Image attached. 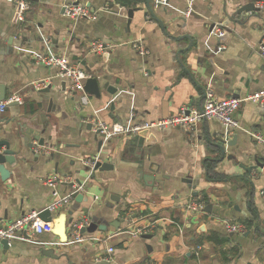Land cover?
<instances>
[{"label":"crops","instance_id":"0c3cea01","mask_svg":"<svg viewBox=\"0 0 264 264\" xmlns=\"http://www.w3.org/2000/svg\"><path fill=\"white\" fill-rule=\"evenodd\" d=\"M72 1L92 8L96 19L66 16L63 5ZM150 1L161 22L144 15V0L131 7L118 0H30L20 24L16 8L0 0V95L22 98L0 111V152L10 147L16 158L5 165L10 177L0 179V225L42 211L57 193L77 189V180L89 201L74 199L52 213V221L72 211L68 218L88 216L108 225L107 232L87 233L90 240L81 245L53 232L13 239L8 249L0 244V264H264V168L247 171L257 161L264 164V107L244 102L239 108L241 128L229 134L231 140L237 135L236 144L226 146L215 168L227 180L211 181L205 169L206 159L215 157L213 134L229 130L219 121H204L192 133L172 127L110 140L95 139L88 129L92 119L133 127L169 118L183 105L201 109L208 87L218 98L264 90V12L237 24L224 11L232 14L249 0ZM130 8L136 10L128 22ZM10 37L22 46L11 45ZM95 41L106 43V51L90 52ZM49 54L96 77L101 97L88 94L89 105L82 107L57 68L36 62ZM43 79L51 83L36 90L33 83ZM35 131L45 146H37ZM96 157L113 169L90 175L85 161ZM53 176L62 179L55 187L46 184ZM204 196L211 213L188 210L193 198ZM252 209L258 217L248 236L226 232L222 219L243 222ZM127 213L154 224L149 239L122 232ZM102 237L107 241L95 239ZM198 245L199 262L193 253ZM109 247L115 248L112 262L98 263ZM45 249H54L55 257Z\"/></svg>","mask_w":264,"mask_h":264},{"label":"built area","instance_id":"2783aa9c","mask_svg":"<svg viewBox=\"0 0 264 264\" xmlns=\"http://www.w3.org/2000/svg\"><path fill=\"white\" fill-rule=\"evenodd\" d=\"M8 3L12 4L17 11V21L22 24L25 22L26 14L30 9V0H6ZM163 1V0H156ZM255 6L264 12V0L256 2ZM64 14L72 19H85L94 20L97 15L96 12L85 5H81L74 1L63 5ZM107 46L100 42L95 41L91 44L90 52L92 53H102L106 51ZM261 53L264 56V42L260 45ZM139 51L142 55L146 54V51L139 47ZM38 64H43L49 67H55L58 69L57 77L60 78L65 84L66 89L70 95L78 94L79 103L82 107L89 105V96L85 92L84 86L85 82L91 76L83 69L71 65L66 59L60 56L49 54L44 57H40L36 61ZM51 83L50 79H43L40 81H35L33 86L36 90L48 87ZM22 103V98L19 95H12L7 99L1 101L0 111H4L8 105L11 103ZM251 102L264 107V90L259 93H254L246 98H218L215 95L214 90L208 87L205 91V97L203 106L198 109L194 105H183L180 110L173 116L152 122H145L133 127H127L119 123L107 124L98 119H92L90 123L93 125V131H100V136L104 140H110L116 136L124 134H140L144 130L152 131H162L172 127H180L188 133L196 131L199 124L204 121L216 120L226 126L231 132L241 128L239 120L237 118V112L241 107L242 103ZM258 141H262L260 135L255 136ZM41 151L46 152V149ZM99 162V158L89 159L85 161L89 168V173L92 175L95 164ZM62 179L58 177H51L46 180V184L52 187L58 185ZM84 187L83 183L78 185L77 189H73L71 193L67 195H57L55 201L47 207L51 213L58 212L64 207H68L73 201L75 192L83 193ZM55 194V193H54ZM207 203L202 199V197L193 198L187 204L189 211L193 213H206L205 207ZM40 212L27 213L20 218L3 222L0 225V239H8L9 241L13 239H35L43 234L52 233L54 223L53 221L47 222L39 217ZM125 220V228L122 232L128 234L132 239L140 238L143 235L149 234L153 228L154 224H143L142 220L137 221L131 213L124 214L122 216ZM141 221V222H140ZM140 222V223H139ZM92 223L91 218L88 216H80L72 218L71 222L67 225V240L66 242L71 245H81L86 241L90 240L86 231ZM222 225L229 234L233 235H244L248 232L247 226L239 221L222 219ZM98 242H106L108 238H95ZM202 246L198 245L194 248L193 253L196 261L201 259ZM115 253L114 247H109L106 250V254L97 259L98 263L107 262L110 263L113 260V255Z\"/></svg>","mask_w":264,"mask_h":264},{"label":"water","instance_id":"95a60500","mask_svg":"<svg viewBox=\"0 0 264 264\" xmlns=\"http://www.w3.org/2000/svg\"><path fill=\"white\" fill-rule=\"evenodd\" d=\"M145 1V5H146V11L144 13L145 16L150 15L151 19L160 21L158 19V17L156 16L154 9L151 5V1L150 0H144ZM260 0H249L247 3L240 5L238 7V9H236L232 14L227 13L226 11V7L224 9L225 13H226V17L234 22L239 24L240 23V19L241 21H247L248 19H251L252 17H256L258 16V14L260 12H262L259 8H257L255 6L256 2H258ZM136 9H128L127 14H128V18L129 21H131L133 15H134V11ZM161 22V21H160ZM226 24H220L218 25L220 30L225 31L222 27H224ZM9 43L11 45H13L14 47L20 48L23 44L22 40H18L14 37H10L9 39ZM105 47L107 46V44H104ZM66 87V84H65ZM85 92L87 94L90 95H94L96 98H100L101 97V90L99 87V81L96 77H90L86 80L85 82V86H84ZM46 92L49 91V88L45 90ZM2 92V91H0ZM5 99V93H3L2 95H0V101H3ZM88 129L93 130V125L92 123H88ZM95 133V139H98V136H100V131H96ZM231 133L230 130H228L226 133L223 134L222 137L218 136L217 133L213 134V138L215 139L216 143L214 144L220 154H221V159H223L226 155V146H232L234 144H236V140H237V135H235L233 137V139H229V134ZM33 134V133H32ZM149 134L148 130H144L142 132H140L141 136H147ZM41 135V131H35L33 134V137L35 138V140L38 141L37 146L43 147L45 146V139L40 137ZM5 145L4 143H0V146ZM99 145H102V140L99 141ZM26 146H28L29 148H34V145H32L31 143H29V145L27 144ZM16 161L15 158V151L11 150L10 147L4 149L2 152H0V179L2 182H5L9 177H10V171L6 168V163L9 164H13ZM113 165L111 163H102V162H97L94 166L93 172L96 170H100V171H104V170H109V169H113ZM258 167L264 168V164L260 163L259 161H257V165L256 166H252V167H248L247 171L251 172L253 169H256ZM87 171H89V168L86 169ZM92 175L94 176V174L92 173ZM144 179H147V177L145 176ZM77 185H81L82 182L80 180L76 181ZM197 195V194H195ZM75 202L76 203H82V202H88L89 201V197H87V195H85L84 193H80V192H75L73 194ZM212 208L213 205L212 204H208L205 207V211L207 213H211L212 212ZM87 213L89 212L88 210L86 211ZM72 211H70L68 214H66L65 216H60L57 220L53 221L54 223V227H53V233H55L59 238H61L63 240V242H66L67 240V225L68 223L71 222L72 218H68V215H71ZM39 217L47 222L52 221V213L47 209H43L42 211H40L39 213ZM120 224V223H119ZM120 225L117 224V227H119ZM107 224H101L99 220H97L96 218L92 219V223L91 225L83 230L86 231L88 233H94L96 231H102V232H107ZM250 234V232H246L244 235L248 236ZM233 235V234H232ZM145 239H149L150 235H143L142 236ZM0 244L3 245V247L5 249H8L10 246V241L8 239H0ZM42 253L44 255L47 256H51V257H55V251L54 249H45L42 251Z\"/></svg>","mask_w":264,"mask_h":264},{"label":"trees","instance_id":"16d2710c","mask_svg":"<svg viewBox=\"0 0 264 264\" xmlns=\"http://www.w3.org/2000/svg\"><path fill=\"white\" fill-rule=\"evenodd\" d=\"M142 0H118V3L122 6L125 7H131L136 5L138 2H141ZM213 148V147H212ZM213 152L215 153V157L213 158H208L205 161V169H206V173L208 176V179L211 181H218V180H227L230 179V176H226L224 174L218 173L215 168L218 162V159L220 158V154H219V150L218 148H213ZM202 199L208 203V198H206V196L202 197ZM252 218H245L244 221L242 223H244L247 228L248 231L249 229L253 228V224L255 219H257V212L255 209H252Z\"/></svg>","mask_w":264,"mask_h":264}]
</instances>
